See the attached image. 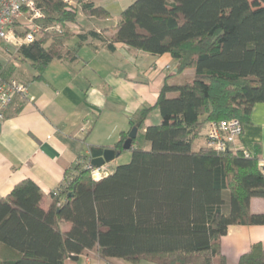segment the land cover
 I'll return each mask as SVG.
<instances>
[{"label":"trees","instance_id":"16d2710c","mask_svg":"<svg viewBox=\"0 0 264 264\" xmlns=\"http://www.w3.org/2000/svg\"><path fill=\"white\" fill-rule=\"evenodd\" d=\"M80 9L61 0H38L43 28L60 25L63 34L42 33L21 47L15 60L40 79L54 60L74 61L90 31L71 48L78 17L108 18L91 1ZM107 48L123 44L153 56L168 54L190 83L165 82L152 107L138 110L113 148L129 152L128 164L94 180L79 159L51 194L46 210L38 185L26 179L0 199V264H64L69 256L134 264H227L221 237L229 226H264L253 214L252 198L264 200V173L258 158L243 150H193L204 125L249 120L264 103V0H133L119 14ZM13 65L0 62V78H13ZM168 93L175 97L168 98ZM157 110L158 125L145 128ZM137 129L128 150L122 146ZM148 145V149H146ZM63 224L69 226L64 232ZM237 264H264V247L255 244Z\"/></svg>","mask_w":264,"mask_h":264},{"label":"crops","instance_id":"0c3cea01","mask_svg":"<svg viewBox=\"0 0 264 264\" xmlns=\"http://www.w3.org/2000/svg\"><path fill=\"white\" fill-rule=\"evenodd\" d=\"M90 1L104 8L109 17H78L66 47H73L79 35L90 31L99 33L100 39L88 35L74 61H52L40 79H35L37 74L28 64L13 63L12 77L24 82L28 91L26 96H16L11 101L0 120V199L17 183L30 179L40 188L41 207L46 210L52 192L63 184L73 165L81 158L88 162L89 147L115 145L120 134L129 131L131 117L141 108L155 104L165 82L181 86L192 81L193 71L174 75L177 64L168 54L153 56L123 44H115L113 50L107 48L106 40L116 32L124 4L130 5L133 0ZM117 3L119 8L114 11ZM167 97L175 94L168 93ZM160 122L159 113L154 110L144 127ZM242 125V134L230 149L255 155L264 164V103L254 105L249 110V120ZM207 127L201 129L197 139L200 144L194 151L205 147ZM125 155L130 160L127 151L104 165L108 174ZM249 208L253 214L264 213V200L252 198ZM61 229L67 232L69 226L63 224ZM255 244L264 247V226L232 225L221 237L220 248L227 264H237L240 256ZM77 258H67L64 264H134L122 259L105 262L93 253Z\"/></svg>","mask_w":264,"mask_h":264},{"label":"built area","instance_id":"2783aa9c","mask_svg":"<svg viewBox=\"0 0 264 264\" xmlns=\"http://www.w3.org/2000/svg\"><path fill=\"white\" fill-rule=\"evenodd\" d=\"M68 8L80 9L78 0H61ZM90 0H83L87 2ZM44 14L38 0H0V55L16 54L23 47L35 42L42 33L63 34L65 28L52 25L43 28ZM27 85L15 78H0V120L16 96L27 95ZM243 125L236 119L208 124L205 146L219 152L227 151L240 138ZM264 173V164L260 163ZM86 169L94 180L106 175L105 167L93 168L88 162Z\"/></svg>","mask_w":264,"mask_h":264},{"label":"water","instance_id":"95a60500","mask_svg":"<svg viewBox=\"0 0 264 264\" xmlns=\"http://www.w3.org/2000/svg\"><path fill=\"white\" fill-rule=\"evenodd\" d=\"M137 134V129L133 128L129 134L127 140L124 142L122 149L128 150L131 146V142L135 139ZM120 155L119 152L114 150L113 148H104V147H96L91 146L89 147L88 153V163L96 169L103 167L106 164L111 163ZM99 180V179H98ZM97 181V180H96ZM71 260H77V256H69Z\"/></svg>","mask_w":264,"mask_h":264},{"label":"rangeland","instance_id":"374dc122","mask_svg":"<svg viewBox=\"0 0 264 264\" xmlns=\"http://www.w3.org/2000/svg\"><path fill=\"white\" fill-rule=\"evenodd\" d=\"M250 1H252V0H250ZM109 2H114V0H109ZM119 5L120 4H116L115 5V7H114V11L115 10H117L118 8H119ZM125 6L124 7H126L128 4H124ZM15 56L14 55H9V54H1L0 55V62L4 65V64H6V66L7 65H13V63H17L16 62V60H15V58H14ZM15 79H17V78H15ZM17 81H20V80H18L17 79ZM200 144V141H196L194 144H193V148H197V146ZM129 157H128V155H125V156H123V157H121L120 159H118V161H117V163L118 164H120V165H124V164H128L129 163ZM216 264H217V262H216Z\"/></svg>","mask_w":264,"mask_h":264}]
</instances>
